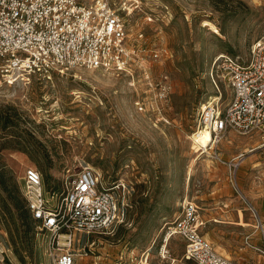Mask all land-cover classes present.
<instances>
[{"label":"rangeland","instance_id":"1","mask_svg":"<svg viewBox=\"0 0 264 264\" xmlns=\"http://www.w3.org/2000/svg\"><path fill=\"white\" fill-rule=\"evenodd\" d=\"M115 1L127 13L128 41L144 59L143 70L75 69L0 89V174L9 191L0 185V264H53L58 248L34 221L28 228L15 220L9 196L22 199L25 170L36 168L51 189L87 166L119 187L129 207L126 223L111 233L78 238L79 264H196L184 258L178 237L161 256L163 233L187 199L205 214L215 207L225 215L220 221L229 222L207 224L202 231L210 241L230 250L243 242L248 264H264L255 249L264 251V131L231 132L204 154L192 138L201 107L214 101L225 107L232 97L226 83L214 82L217 57L246 64L264 38V0ZM161 80L170 91L159 111L151 104ZM138 102L147 104L145 112ZM238 212L241 226L232 224Z\"/></svg>","mask_w":264,"mask_h":264},{"label":"built area","instance_id":"2","mask_svg":"<svg viewBox=\"0 0 264 264\" xmlns=\"http://www.w3.org/2000/svg\"><path fill=\"white\" fill-rule=\"evenodd\" d=\"M129 25L127 13L115 0H0V89L26 86L34 79L51 80L75 69L133 75L143 70L145 61L129 44ZM153 57L158 59L160 53ZM212 76L216 84L230 87L232 97L225 107L220 101L201 107L193 136L209 131L208 146L199 147L203 154L216 151L231 132L264 131V38L253 44L246 64L231 55L217 57ZM166 81L156 84L159 90L153 95L151 105L159 111L169 99ZM149 85L154 87L152 81ZM137 106L140 112L147 110L146 103ZM118 190L107 186L90 166L68 175L54 190L47 188L36 168L25 170L21 192L28 210L58 244L51 252L53 264H79L74 254L79 237L108 234L126 223L129 206ZM204 227L199 205L185 200L182 212L164 232L161 254L178 237L187 261L243 264L220 254L202 233ZM249 240L246 243L252 246ZM255 249L264 257L263 250Z\"/></svg>","mask_w":264,"mask_h":264},{"label":"crops","instance_id":"3","mask_svg":"<svg viewBox=\"0 0 264 264\" xmlns=\"http://www.w3.org/2000/svg\"><path fill=\"white\" fill-rule=\"evenodd\" d=\"M200 207V206H199ZM200 209H201V207H200ZM201 213H202V215H203V219H204V221H205V226L207 225V224H210V223H212V224H225V223H229V222H224V221H220V219L218 218V216H225V215H223L222 213H220L219 211H217V209L215 208V207H211L210 209L208 208V212L205 214V213H203V211H202V209H201ZM243 217L245 216V214H243L242 215ZM236 222L235 223H232V224H236V225H238V226H241L242 225V223H241V215H240V213L238 212L237 213V215H236ZM231 224V223H230ZM202 233L204 234V236H205V238L207 239V240H209L208 238L211 236V234L209 233V232H207L206 234L202 231ZM163 235H164V233H163ZM247 237H249L250 238V240H249V243L251 244L252 243V240L253 239H251V236H245L243 239H244V241H245V244H246V238ZM173 239H175V238H173ZM172 239V240H173ZM210 241V240H209ZM215 247H216V249H217V251L220 253V254H222V255H224V256H226V257H228V258H231V259H234V260H238V261H240L241 263H243V264H248V263H250V260L248 259L249 258V254H251L250 252H248V249L246 248V247H244V243L242 242L241 243V248H239V249H237V250H230L229 248H225V246H224V244H223V242H222V244H220L219 245V243H217L216 241H210ZM170 243V242H169ZM168 243V244H169ZM163 245H164V242H163ZM217 245V246H216ZM252 245V244H251ZM168 246V245H167ZM248 255V256H247ZM162 257H163V255H161ZM165 258V257H164ZM174 261V260H173Z\"/></svg>","mask_w":264,"mask_h":264},{"label":"trees","instance_id":"4","mask_svg":"<svg viewBox=\"0 0 264 264\" xmlns=\"http://www.w3.org/2000/svg\"><path fill=\"white\" fill-rule=\"evenodd\" d=\"M0 185L6 192H9L5 176L2 173L0 174ZM51 189L54 190V189H57V187L51 188ZM21 196H22V199L17 198V197H13L12 195H10L9 197L12 201L14 208L18 212V216L16 217L15 220L21 221L25 226H27L29 228L31 221H34V219L32 218L31 213L28 210L27 202H26L22 192H21ZM25 207H26V209H25ZM28 213L30 214V216L28 215ZM12 218H14V216H12Z\"/></svg>","mask_w":264,"mask_h":264},{"label":"bare ground","instance_id":"5","mask_svg":"<svg viewBox=\"0 0 264 264\" xmlns=\"http://www.w3.org/2000/svg\"><path fill=\"white\" fill-rule=\"evenodd\" d=\"M250 58H251V55H250ZM219 99H220V98H219ZM219 99H218V100H219ZM215 100H217V99L215 98ZM218 100H217V101H218ZM203 106H206V104H204ZM192 138H193V141H194V149L196 148V149H197L196 152H200V150H199V147H200V146H201V147H203V146H204V147L208 146V143H209V141H210V133H209L208 130H205V131H203V132H201V133H198V134L192 136ZM200 156H201V154L198 155L197 159H199Z\"/></svg>","mask_w":264,"mask_h":264}]
</instances>
